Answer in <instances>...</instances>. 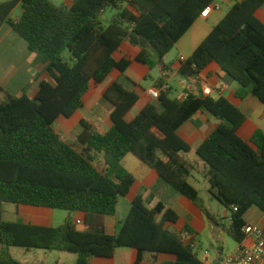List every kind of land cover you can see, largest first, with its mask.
<instances>
[{"label":"trees","instance_id":"16d2710c","mask_svg":"<svg viewBox=\"0 0 264 264\" xmlns=\"http://www.w3.org/2000/svg\"><path fill=\"white\" fill-rule=\"evenodd\" d=\"M215 1L0 3V30L10 26L49 77L34 98L26 94L14 98L0 90L5 96L0 99V264H23L10 254L11 247L75 254L76 264L111 258L118 248L136 250L137 264L145 253L171 255L172 264H203L191 245L166 228L169 222L177 223L179 215L162 203L149 209L142 195L134 199L119 231L106 233L105 218L115 216L119 198L128 196L136 182L123 166L128 155L154 170L172 192L188 198L228 237L243 244L246 215L252 209L264 213V134L256 132L251 143L241 139L237 131L246 117L224 97L190 95L181 101L163 91L128 122L126 116L139 97L115 82L103 96V102L112 106V127L106 134L82 120L71 144L54 129L61 117L71 118L83 108L93 84H102L115 70L128 69L129 60L118 62L114 57L123 43L141 49L136 58L140 64L164 69L165 57ZM263 6L264 0L236 3L182 63L179 74L197 79L215 63L225 82L238 85L237 99L252 95L264 105V24L256 16ZM17 7L22 13L15 20L12 14ZM108 9L113 17L105 25L102 16ZM65 51L72 64L64 61ZM199 112L220 122L196 155L207 168L209 193L227 209L229 223L214 218L190 184L194 166L183 155L192 148L177 132ZM6 204L83 213L85 228L79 230L70 222L58 228L6 222Z\"/></svg>","mask_w":264,"mask_h":264},{"label":"crops","instance_id":"0c3cea01","mask_svg":"<svg viewBox=\"0 0 264 264\" xmlns=\"http://www.w3.org/2000/svg\"><path fill=\"white\" fill-rule=\"evenodd\" d=\"M241 1L243 0H216L214 4L223 5L221 10L211 13L208 18L199 17L173 49L176 52V61L170 58V54L165 57L164 69L160 67L150 69L140 64L136 58L141 49L127 42L123 43L114 57L118 62L129 60L131 64L128 69L124 73L115 70L102 84H93L84 97L83 108L71 118L61 117L55 123L54 129L56 133L65 140L71 132L77 129L80 132V123L85 120L99 133L106 134L112 127L110 120L112 107L103 102V96L115 82H120L127 90L136 93L139 97L138 103L126 116L128 122L135 119L147 104L157 101L148 95V90L151 88L162 85L168 86L167 91L170 93V97L172 94H176V98L172 99L179 100L185 93L194 96L201 95L202 86L207 83L215 88L224 86L222 97L245 115L246 120L237 131L241 139L251 143L256 132L264 134V105L252 95L245 100L237 99L235 94L238 85L225 82V74L217 64L209 65L197 79L184 78L179 74L182 63L193 55L212 32L213 28L220 22L223 16L222 10L224 8L230 10L236 3ZM73 3L74 0H71L70 4L66 6H71ZM256 16L264 24V6L257 11ZM12 18L15 20L19 19V17H14L13 14ZM18 49L22 53H19ZM25 51L30 54H27L28 61L22 64V54ZM182 58L185 61H181ZM36 59L37 55L29 51L27 43L23 44L21 40L16 38L15 32L10 26L3 25L0 30V90L14 98H19L24 94L29 98H34L38 93L40 83L49 81V77L45 73V66L42 63H38ZM4 97V94H0L1 100ZM103 103L106 109H104ZM101 114H104L103 119H101ZM219 124L220 122L215 118L199 112L177 132L178 136L192 148V152L184 154L183 157L194 166V172L197 171L202 174L205 179H207V168L197 157L196 150L200 144L211 136ZM138 165L141 166L139 167ZM144 165L132 155H128L123 160V166L135 176L136 182L128 196L119 198L115 216L105 218L106 233L115 235L119 231L134 199L142 195L149 209H154L158 204L162 203L167 209H171L179 215V221L175 224L167 223L166 228L176 233L184 244L191 245L194 250L203 251L202 257H199L203 264H220L226 255L233 253L239 248L237 244L235 250L227 252L226 248L229 247V242L225 231L210 220L188 198L172 192L154 170L151 168L147 170ZM135 169L141 170L140 178L135 175ZM193 180L196 181L194 177ZM8 205L3 206V219L6 222L22 220L27 224L47 228H58L70 222L79 230L80 228H85V215L83 213L67 211L60 213L49 208L24 205H11L13 208H10ZM205 208L214 218L221 222L229 223V212L227 210L222 213L223 215H216L212 213L210 208L206 206ZM120 210L123 213V217L118 219L117 216ZM78 221L81 224H77ZM245 222L247 226H259L264 229V213L252 209L246 215ZM187 228L189 230H186ZM209 249L215 250L214 254ZM27 253L21 250V255L19 256L26 259ZM59 259L61 261L60 264H76L78 256L63 253ZM174 262L175 257L171 255L145 253L140 264H172ZM89 264H137V251L128 248H118L113 257L91 258ZM261 264H264V260Z\"/></svg>","mask_w":264,"mask_h":264},{"label":"rangeland","instance_id":"374dc122","mask_svg":"<svg viewBox=\"0 0 264 264\" xmlns=\"http://www.w3.org/2000/svg\"><path fill=\"white\" fill-rule=\"evenodd\" d=\"M5 1H9V0H0L1 2H5ZM53 3H55L57 6H66L70 4L71 0H51ZM223 5H221L222 7ZM230 10H228L227 8H224L222 10V18L221 20L227 15V13ZM22 13V9L21 7H17L14 12H13V16L14 17H19ZM113 17V10L108 9L102 16V21L104 22L105 25H109L111 19ZM220 20V21H221ZM16 38H18L19 40H21V42H23V44L25 43V41L23 39H21V37L19 35H17L15 33ZM19 53H22L19 49H18ZM26 51L22 54V64H24V62H27L28 60V56ZM170 58H172L173 61H176V52L175 51H171L170 53ZM63 59L64 61L72 64V60H71V56L70 53L68 51H65L63 53ZM25 60V61H24ZM171 98H176V94H172ZM107 103V102H104ZM103 103V106H104ZM155 103V102H154ZM108 105H110L109 103H107ZM111 106V105H110ZM112 107V106H111ZM104 109H106V107L104 106ZM105 113V112H102ZM104 115V114H103ZM103 115L101 114V119H103ZM78 129L74 132H71L70 135H68L65 138V141L71 144H74L76 142V138H77V134H78ZM139 167L141 165H138ZM145 168H147V170L149 169V167H147L146 165H144ZM97 167L102 169L103 168V164L99 163L97 164ZM150 170V169H149ZM135 171V175L140 178L141 177V170H134ZM192 178L190 179V184L199 192V197L200 199L203 201V203L205 204V206L207 208H210L212 213L216 214V215H223L222 213L225 212L227 209L216 199L212 198L211 195L209 194V188H210V184L208 179H205V177L202 174H199L197 171L192 173ZM193 177L196 179L193 180ZM14 206V205H13ZM8 207L13 208L11 205H8ZM57 212L60 213H64L65 211H60L57 210ZM118 219H121L123 217V213L120 210L118 212ZM80 230H82L80 228ZM228 242H229V247L226 248V251H233L236 249L237 243L230 237H228ZM205 243V242H204ZM21 250H23L24 252H28L27 253V258H21L19 255ZM209 251L214 254L215 250L209 249ZM10 252L11 255H13L15 257V259H17L18 261H20L23 264H60V256L63 254L62 252H58V251H45V250H30V251H26L22 248H18V247H11L10 248ZM195 252L199 255V257H202L203 255V251L201 250H195ZM69 254V253H68Z\"/></svg>","mask_w":264,"mask_h":264},{"label":"built area","instance_id":"2783aa9c","mask_svg":"<svg viewBox=\"0 0 264 264\" xmlns=\"http://www.w3.org/2000/svg\"><path fill=\"white\" fill-rule=\"evenodd\" d=\"M221 6L217 4L209 5L201 14V18H208L213 12L220 11ZM181 61H185L183 58ZM224 86L215 88L207 83L203 84L201 95L204 97H222ZM168 86H160L148 90V95L158 100L163 91H167ZM190 97L189 93L183 94L179 100L184 101ZM237 211V209H235ZM81 224V222H77ZM246 240L239 248L231 254L226 255L220 264H261L264 260V229L259 226H246L244 228Z\"/></svg>","mask_w":264,"mask_h":264}]
</instances>
